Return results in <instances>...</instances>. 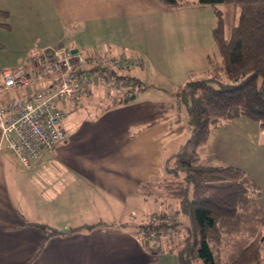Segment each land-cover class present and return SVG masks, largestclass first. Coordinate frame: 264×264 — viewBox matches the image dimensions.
<instances>
[{"label": "crops", "instance_id": "0c3cea01", "mask_svg": "<svg viewBox=\"0 0 264 264\" xmlns=\"http://www.w3.org/2000/svg\"><path fill=\"white\" fill-rule=\"evenodd\" d=\"M29 1L18 0V4ZM131 6L136 12L138 0H83V5L71 7L67 11L70 21L92 19L96 23L87 26L92 32L83 33L82 39L76 32L68 34L67 43L72 41L70 49L77 51L83 45L88 53L85 55L101 58L98 65L104 66V54L115 41L104 36L93 40L87 34L104 35L103 25L114 24L115 19L129 15ZM225 26L224 19V29ZM22 28L25 39L27 31L34 32L29 26ZM57 35L48 30L40 37L42 40L36 39L43 45L38 48H32L28 39L24 40L22 57L27 55L26 61L30 63V55L54 43L60 37ZM228 35L224 33L225 37ZM90 78L83 92L60 103L65 111L60 124L65 137L44 148L30 165H21L7 157L11 149L2 140L0 131V264H177L176 249L171 250L174 245L166 254L161 252L163 232L148 237L139 225L149 219L142 223L130 220L146 203L147 195L161 201L158 188L146 193L139 187L162 174L163 157L166 159L172 153L166 156L165 146L172 138L158 123L163 115L160 100L146 96L136 100L139 94L135 92L133 96L119 92L111 103L92 112L81 103V94L90 92ZM44 84L48 82L37 76L35 86ZM26 94L24 88L2 90L1 104L8 98ZM171 109H166L164 114L166 111L173 114ZM175 120L164 123L170 128ZM246 129L254 134L259 126L246 117H237L212 127L205 144L212 146L214 152L203 163L243 168L259 183L262 190L259 201L264 205V180L256 177L252 167L221 158L220 147L229 142L233 131H241L244 136ZM249 139L257 145L254 137ZM163 202L166 209L162 210L171 214L173 202ZM31 222L44 223L57 232L45 238ZM95 222L91 227L84 226ZM75 226L79 227L73 229Z\"/></svg>", "mask_w": 264, "mask_h": 264}, {"label": "trees", "instance_id": "16d2710c", "mask_svg": "<svg viewBox=\"0 0 264 264\" xmlns=\"http://www.w3.org/2000/svg\"><path fill=\"white\" fill-rule=\"evenodd\" d=\"M159 1L177 6L191 0ZM197 1L214 6L212 34L217 53L207 54L203 76L186 80L174 93L175 103L185 113L190 130L186 143L192 149L183 146L171 153L163 162L162 174L139 185L146 193L158 188L163 201H177L175 212L183 213L186 220L159 210L139 227L147 235L150 230L168 235L164 243L169 238L167 243H177V264H264V205L259 201V183L239 166L200 162L195 148L205 143L210 129L223 120L246 117L264 128V0ZM217 4L234 8L228 37ZM0 14L9 15L1 8ZM0 25L8 26V22L0 21ZM96 67L86 68L80 62L74 71L87 73L86 86L88 70H109L106 65ZM31 224L39 227L45 238L57 232L41 222ZM172 237L178 239L172 241Z\"/></svg>", "mask_w": 264, "mask_h": 264}, {"label": "rangeland", "instance_id": "374dc122", "mask_svg": "<svg viewBox=\"0 0 264 264\" xmlns=\"http://www.w3.org/2000/svg\"><path fill=\"white\" fill-rule=\"evenodd\" d=\"M80 5H83V0H30L25 4H18V0H0V6L6 7L9 11L8 17L0 14V21H7L10 24L9 27L0 26V68L27 63V55L22 57V43L28 39L27 43L32 48L43 46L36 39L44 36L48 30L59 34L56 37L60 36L58 38L61 42H64L70 33L76 32L81 36L85 32H92L88 31L87 26L96 23L95 20L72 22L68 19L67 11L73 6ZM143 5L145 9L141 10L140 7ZM217 6L222 9L226 20L224 33L229 34L234 19V8L231 4H217ZM138 7L135 12L134 7L131 6L130 14L115 19L114 24L108 23L106 27L103 25L104 35H101L102 32L98 35L87 34L93 40L104 36L115 43L105 52V58L102 55L104 58L102 62L109 68L105 73L109 76L97 69L88 70L92 82L90 92L81 94L82 106L96 112L111 103L119 92L121 95L123 92L125 96H133L135 92L139 94L136 100L142 96L159 99L163 115L158 123L163 126V132L168 133L172 138L165 146L166 156L183 146L190 151L192 145L186 143L190 130L183 109L175 105L174 93L186 80L203 76L207 65V54L217 53L212 34V28L216 23L214 6L197 0L177 6H168L159 0H138ZM53 19L56 21L55 26ZM24 25L34 31H27L24 34L26 39L21 33ZM76 42L80 43L79 40ZM70 45L72 41L67 43L69 50ZM86 50L85 46L80 45L76 51L84 55V66L92 68L97 64L98 67L101 58L93 55L92 60L85 58L87 57L85 54H88ZM134 79L141 85L139 86ZM169 107H172L173 114L169 111L164 114ZM175 118L176 123L168 128L164 122ZM243 134L244 136L241 131H233L229 142L220 147L221 158L223 156L224 160L231 159L240 164L244 163L249 169L252 167L256 177L264 180V128L259 127V131L254 134L251 129H246ZM249 137H254L257 145L249 142ZM211 147L205 143L195 147L199 152L200 162H204L207 156L214 152ZM9 153L7 157L23 165L12 150ZM160 174L161 172L158 176ZM146 200L141 210L135 216H131L130 220L142 223L150 219L158 210L166 209L163 199L156 201L147 195ZM173 204L174 210L171 215L186 220L183 213L175 212L177 201H173ZM152 231L153 236L158 234L155 230ZM165 238L167 239L168 235L161 236L164 244L161 252L166 254L171 245H174L171 250H177V243H167L170 238L164 243ZM177 239L178 237L174 239L172 237V241Z\"/></svg>", "mask_w": 264, "mask_h": 264}, {"label": "built area", "instance_id": "2783aa9c", "mask_svg": "<svg viewBox=\"0 0 264 264\" xmlns=\"http://www.w3.org/2000/svg\"><path fill=\"white\" fill-rule=\"evenodd\" d=\"M29 59L30 63L1 68L0 72V91L27 90L25 97L15 96L0 103L1 138L24 166L35 161L44 148L65 137L60 125L65 111L60 103L85 90L87 80L86 72L74 71L83 57L69 50L66 39L40 48ZM37 76L48 85L35 86ZM148 235L153 236L154 232L150 230Z\"/></svg>", "mask_w": 264, "mask_h": 264}, {"label": "water", "instance_id": "95a60500", "mask_svg": "<svg viewBox=\"0 0 264 264\" xmlns=\"http://www.w3.org/2000/svg\"><path fill=\"white\" fill-rule=\"evenodd\" d=\"M72 52H76V49H72ZM68 229H65L64 231H67Z\"/></svg>", "mask_w": 264, "mask_h": 264}]
</instances>
